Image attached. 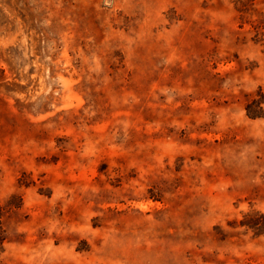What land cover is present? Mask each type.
<instances>
[{
  "label": "rangeland",
  "instance_id": "rangeland-1",
  "mask_svg": "<svg viewBox=\"0 0 264 264\" xmlns=\"http://www.w3.org/2000/svg\"><path fill=\"white\" fill-rule=\"evenodd\" d=\"M0 264H264V0H0Z\"/></svg>",
  "mask_w": 264,
  "mask_h": 264
},
{
  "label": "trees",
  "instance_id": "trees-1",
  "mask_svg": "<svg viewBox=\"0 0 264 264\" xmlns=\"http://www.w3.org/2000/svg\"><path fill=\"white\" fill-rule=\"evenodd\" d=\"M247 115H248L250 118H257V117H259V115H256V114H250L249 111H248Z\"/></svg>",
  "mask_w": 264,
  "mask_h": 264
}]
</instances>
